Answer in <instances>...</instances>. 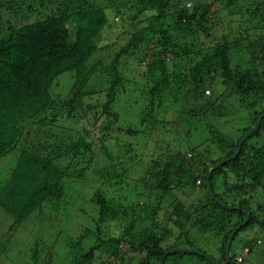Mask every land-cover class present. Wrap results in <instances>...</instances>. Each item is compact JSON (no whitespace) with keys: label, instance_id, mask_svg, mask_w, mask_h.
<instances>
[{"label":"trees","instance_id":"1","mask_svg":"<svg viewBox=\"0 0 264 264\" xmlns=\"http://www.w3.org/2000/svg\"><path fill=\"white\" fill-rule=\"evenodd\" d=\"M46 1L60 6H55L50 11L52 14L33 21L18 17L17 23L6 24L5 31L0 33V157L17 149L15 166L0 186V209L11 218L8 231L20 226L43 205L62 201L65 180L82 177V172L95 160L93 150L97 157L108 162L102 174L109 177L113 185L119 186L121 171L137 158L130 152L136 148L134 143H127L120 136L131 139L133 135L141 134L148 138L156 124L159 128L165 126L155 119V115L160 108H166L173 81L166 60L175 58L178 50L183 55L189 54L185 46L176 43L168 28L160 24L171 16L169 8L178 0H130L135 14L125 15V19L139 23L137 18H140L145 25L127 37L108 63L98 62L91 66L87 64L97 52L111 47V44L97 46L95 42L105 25L104 9L85 6V0ZM192 1L195 4L193 11L181 9L172 23L174 26L191 23L193 32L190 34L206 38L215 12L220 10L216 4L221 5V9H228L236 2ZM9 4L0 3V9L11 10ZM256 17L258 23L249 20L239 23L235 37L226 33L212 45L204 43L205 51L195 53L199 56L188 68V80L180 86L186 99L199 102L184 112L188 120L196 115L199 121L211 110L219 115L216 100L220 96L211 102L205 101L201 89L203 79L216 75L224 91L246 99L254 98V103L248 99L244 102L248 108L256 105L258 109L250 113L251 124L240 128L242 134L237 138H226L212 126H207L208 141L214 144L212 150L207 149L208 146L203 150L195 146L186 150L169 149L170 152L150 159L137 180L146 198H152L154 205L148 209L143 202L119 209L114 200L95 190L88 199L89 204L96 207L95 228L93 231L84 228L81 235L82 238L91 236L94 240L72 258L71 264H235L236 251L228 246L234 237L254 228L264 237V205L260 202L264 195V117L257 129L243 139L238 154L230 159L243 134L251 131L258 115L264 113V0L254 2V14L249 19ZM254 30L260 35L257 32L254 35ZM145 43L148 44L146 56L152 55V61L147 65L150 85L141 93L143 105L139 127L122 132L117 99L124 83L118 65L121 58L132 57L141 51ZM193 45L201 47L203 43ZM236 54L240 56L235 58ZM63 73H70L73 83L67 95L56 104L49 88ZM96 76L102 77L99 88L103 89V102L85 104L86 98L97 93L91 88V80ZM205 92L208 94V90ZM171 98L176 101L173 94ZM201 98L204 101H200ZM58 115L69 120L71 133L54 130ZM84 117L93 123L102 117L107 120L105 125L98 126L94 141L88 129L78 125ZM30 130L32 140H28ZM111 138L115 148L117 139L125 142V147L118 149V153L116 150L117 155L113 158L108 152L115 148L107 147ZM249 139L258 143L250 145ZM63 160H68L67 164L63 165ZM184 190L195 192V197L178 199L177 194ZM251 193L254 201L250 198ZM171 198H175V203L161 224L156 220L160 204ZM246 213L248 219L242 224ZM105 222L115 224L118 228L116 236L104 238L101 225ZM200 233H210L217 239L216 263H211V258L197 246ZM252 241V238L247 239L241 250L250 252L256 245ZM75 243L81 244L82 240L77 239ZM75 243L68 245L72 248ZM261 251L264 255V248ZM37 256L36 249H32L27 264H35ZM51 260L50 255L46 264H56Z\"/></svg>","mask_w":264,"mask_h":264},{"label":"rangeland","instance_id":"2","mask_svg":"<svg viewBox=\"0 0 264 264\" xmlns=\"http://www.w3.org/2000/svg\"><path fill=\"white\" fill-rule=\"evenodd\" d=\"M85 1V6L90 5L92 8H102L105 11V25L95 42L97 46L111 44V47L97 52L87 64L91 66L99 62L104 65L109 62L112 54L125 43L127 37L145 25V23L140 18H137V22L139 23L130 22V20L128 22L125 19V15L135 14V9L132 7L130 0ZM198 1V3H209L212 0ZM255 1L236 0L235 4L228 7V9H221V5L216 4L220 10L215 12V18L211 20L210 29L208 30L209 36L207 38L201 35H196V37L194 34H190L193 32L191 23L181 24L180 26H174L172 23L176 17V13L181 9L192 12L195 5L194 1L178 0V2L171 4L169 8V15L171 16L165 18L160 24L162 27L168 28L176 43L185 46L189 54L183 55L177 49L175 58L170 59L169 57L166 60L167 69L172 74L173 81L171 89L167 94L166 108L164 107L163 110H160V108V111L157 110L158 112L155 115L157 121L165 123V128H159V125L156 124L154 131H152L148 138L147 136L143 137L141 134L133 135L131 139L125 138V135L120 136V139H125V142L134 143V147L136 148L134 150L133 148L130 149V152H133L132 155H136L137 158L132 161L135 163H131L130 167L126 166L121 171L122 178L119 186L113 185V181L105 174H102L104 166L108 162L104 158L97 157L96 151L93 150L92 154H95V156H92H94L95 160L82 172V177L65 180L61 202L43 205L41 210L32 213L20 226L15 227L11 231H8L11 224L10 214L0 209V264H27L32 249H36V254L38 255L35 264H46L50 255L53 257V261H51L56 264H71L72 258L81 251H84L94 240L91 236L82 238L81 235L84 228L92 231L95 228L96 207L94 208V205L89 204L88 200L95 190L102 191L107 198L114 200L119 209L127 208V205H131L134 202H143L147 205L148 209L151 205H154L152 198L150 200L146 198V193L141 191L137 180L150 159L170 152L169 149L186 150L195 146V148L198 147V149L203 150L208 146L207 149L212 150L214 144L208 141L207 126H212V129L223 133L226 138H237L242 134L240 128L250 125V119L252 118V114L250 115V113L258 110L256 105L248 108L247 102L246 104L244 102L248 99V101L254 103V98L251 99L249 97L246 99L224 91L219 78L216 75H210L203 79L205 82L201 89L204 90L205 101L207 99L209 101L214 100V97L220 96L216 100V105L220 108V114L215 115L211 110L205 116L200 117L199 121L195 115L194 118L189 119V122L188 116L184 112L194 105H199V102L194 103L191 98L186 99V96L182 95V88L180 86L183 85L181 82L188 80V68L192 66L199 56V54L195 55L196 52L205 51L206 45H212L219 37L226 33H230V36L235 37L237 25L245 23L244 20L253 21V23L259 22L258 17L249 19L254 14ZM6 2H10L11 10H6L3 7L0 9V33L5 31L4 26L6 24L17 23L19 21L18 17L24 16L28 21H33L49 13L52 14L53 12L50 11L55 9V6H60L58 4H48L46 0L43 2L40 0H0V3ZM251 28L254 29L253 26ZM256 32L260 35L257 30H254L253 34L257 35L255 34ZM206 42L209 44L205 45L204 43ZM198 43H203V45L201 47L193 45L197 46ZM147 45V43L142 45L141 51L135 52L132 57L121 58L118 65L120 74L123 77L122 82L124 83V87L117 99V106L120 110L118 118H120L119 124L122 132L127 131V128L130 127H135V129L139 127L138 120L143 105L141 93L150 85L147 76V65L152 61V55L149 53V50L148 53L150 55L146 56ZM238 56L240 55L236 54L235 58ZM72 83L73 78L70 73H63L54 80L52 86L49 88V92L56 104L60 103L67 95ZM101 84L102 77L96 76L91 80V88L97 93L93 94L91 98H86L85 104L98 105L103 102V89L99 88ZM207 90L208 94L205 92ZM172 94L176 97L175 102L172 101ZM204 100L203 98L200 99V101ZM86 117L82 118L78 125L87 128L88 133L93 136L94 141L97 138L98 126L101 124L105 125L107 120H104L102 117V119H98L93 123V121L86 120ZM255 126L251 131H248L250 134L257 129ZM53 127L55 131L71 133L70 122L64 115L57 116ZM30 136L31 130L29 131L28 140H32ZM112 141L113 138L110 139L108 148H115ZM115 142L117 148L110 149L108 152L112 158L117 155L115 153L116 150L118 153V149L121 150L122 147H125L124 141L122 142L117 139ZM248 143L256 145L258 142L249 139ZM16 159V148L0 157V186L8 179L11 170L15 166ZM67 162L68 160H63L62 164L65 165ZM195 190L197 189L195 188ZM260 196L261 194L258 195V199ZM194 197L195 192L188 193L187 190L177 194V198L180 200H192ZM250 198L254 201L252 193L250 194ZM261 199L260 202L264 205V195ZM174 201L175 198H171L170 200L161 202L156 218L161 224H163L162 220L166 218V215L170 213L172 205L175 203ZM101 226L104 238L117 235L118 228L113 222H105ZM249 238H252V242L256 245L251 248L250 252L241 250L243 243ZM77 239H81L82 243H75ZM70 243H75L76 246L70 248L68 245ZM196 244L206 252L208 258L213 259H210L212 262L216 263L217 239L210 233H200L197 236ZM227 245L228 243L225 246L226 248L229 246L236 251L235 264H263L264 255L261 250L264 248V237L258 229H247L245 232L239 233ZM80 246L83 247L82 250Z\"/></svg>","mask_w":264,"mask_h":264},{"label":"water","instance_id":"3","mask_svg":"<svg viewBox=\"0 0 264 264\" xmlns=\"http://www.w3.org/2000/svg\"><path fill=\"white\" fill-rule=\"evenodd\" d=\"M262 117H264V113L258 115V117H257V119H256V126H255V128H257V126H258V124H259V121H260V119H261ZM249 134H250L249 132L246 133V134L240 139V141L238 142V145H237V147H236V150H235V152L233 153V155L230 157V159H233V158L237 155V153H238V151H239V147H240V145H241L243 139H244L245 137H247ZM221 163H222V162L218 163V164H217L216 166H214L213 168H210V169L208 170V173H210L214 168H216L217 166H219ZM245 215H246V218H245V221H244L242 224H245L246 221H247V219H248V214L246 213ZM239 227H240V226L236 227V228L231 232V235L229 236V238L234 234L235 230H236L237 228H239ZM226 258H227V257H226ZM210 262L213 263L211 260H210ZM225 262H226V260H225ZM225 262H224V263H225Z\"/></svg>","mask_w":264,"mask_h":264},{"label":"built area","instance_id":"4","mask_svg":"<svg viewBox=\"0 0 264 264\" xmlns=\"http://www.w3.org/2000/svg\"><path fill=\"white\" fill-rule=\"evenodd\" d=\"M199 181H196V184H198ZM246 251V249H244Z\"/></svg>","mask_w":264,"mask_h":264},{"label":"clouds","instance_id":"5","mask_svg":"<svg viewBox=\"0 0 264 264\" xmlns=\"http://www.w3.org/2000/svg\"><path fill=\"white\" fill-rule=\"evenodd\" d=\"M234 152H235V151H234ZM238 152H239V151H238ZM237 154H238V153H237ZM232 155H233V154H232ZM232 155H231V156H232Z\"/></svg>","mask_w":264,"mask_h":264}]
</instances>
